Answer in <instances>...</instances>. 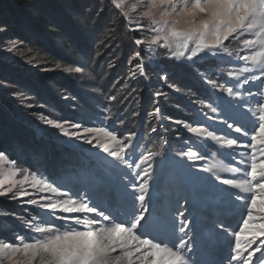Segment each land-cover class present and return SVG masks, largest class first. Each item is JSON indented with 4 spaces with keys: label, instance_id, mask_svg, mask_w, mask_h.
<instances>
[{
    "label": "snow or ice",
    "instance_id": "snow-or-ice-1",
    "mask_svg": "<svg viewBox=\"0 0 264 264\" xmlns=\"http://www.w3.org/2000/svg\"><path fill=\"white\" fill-rule=\"evenodd\" d=\"M115 7L122 9L123 0ZM144 7L146 11L142 17L149 19L150 27L154 28L161 22L170 26L162 46L169 47L171 37L176 44V50L172 52L174 58L192 60L201 54L220 55L221 48L228 53L225 42L230 38L241 42V37H250L242 39V45L251 54L240 59L251 62L252 67L228 72L233 86L221 88V92H226L227 96H218L219 102L215 106L211 103L207 105L212 113L217 114L213 119H219L229 133L217 135L203 126L187 127L188 132L219 145L214 155L223 157L219 161L220 167H209L204 171L215 175L222 185L239 190L240 194L216 186H205L202 177L191 165L185 167L184 163L193 157L205 160L213 154H197L189 148L188 151L172 154L174 161L176 157L182 159L176 161L175 170L171 173L167 203L160 199L159 194L154 200L149 195V177L152 173L146 171L144 165L153 168L156 157H167L169 153L148 151L139 155L137 162L128 158V153L135 154L139 147L133 141L137 135L135 132L120 139L115 131L106 128L83 127L80 131L81 125L72 124L71 127L78 130L67 132L62 124L56 123L54 126L67 135L83 139L89 145L95 143L113 159L103 158L95 162L96 171L89 174L90 187L86 186L83 192L77 190L71 193L77 199L52 202L50 195H42L39 200L30 199L29 203L49 210L50 219L40 217L39 220L29 218L25 221L29 230L38 236L14 237L18 243L0 242V264L4 259L11 261V264H197L191 255L196 240L192 225L202 218L207 222L208 231L203 238L206 245L211 244L217 234H227L233 238L234 247L228 264H264V0H168L167 7H163V0H148ZM133 11L139 12L140 8L134 7ZM121 15L128 18V13L124 11H121ZM157 15L160 16L159 20ZM197 15L205 18L197 21ZM181 17L188 18L183 21L186 24L184 28L177 27ZM134 30L144 31V28L138 23ZM144 42L136 41L137 44ZM190 42L194 47H189ZM186 52L189 55L186 56ZM140 57L141 52L134 54V60ZM137 70L141 75L145 74L142 64L137 65ZM76 71L80 72L81 69L77 68ZM257 72L259 75L254 74ZM207 82L214 90L217 88L216 81ZM250 84L259 87L253 92L251 87H245ZM110 99L115 100V97ZM159 113L160 109L156 108L152 115ZM46 122L53 123L51 120ZM152 132H156V129L153 128ZM233 133V138H227ZM242 137L246 142L241 140ZM165 143L167 141L162 140L161 146ZM240 149L244 151L241 153ZM221 150H228L227 155ZM236 156L240 157L238 163L243 167L235 166ZM5 159L6 154L0 151V161ZM8 163L15 165L16 162L8 160ZM121 166L129 170L138 169L134 176L136 179L143 177L142 182L139 185L133 183L127 174L121 176V182H117L114 174ZM217 172L233 173L243 178L221 179ZM152 178L155 179L154 176ZM27 181L28 176L25 175L18 183L22 185ZM54 184L55 181L45 183L42 179H36L33 187L43 185L48 192L55 194L62 186ZM15 187L16 184L12 183L0 195L12 193ZM129 187L131 193L128 192ZM19 194L27 195L26 192ZM62 195L68 196V193ZM224 204L236 211L235 227L228 217L217 214ZM57 210L77 215L56 217L54 213ZM83 214H90V218L82 219ZM57 219L74 223L67 226L57 224ZM117 220L119 222H115ZM189 232L194 234L189 237Z\"/></svg>",
    "mask_w": 264,
    "mask_h": 264
},
{
    "label": "rangeland",
    "instance_id": "rangeland-1",
    "mask_svg": "<svg viewBox=\"0 0 264 264\" xmlns=\"http://www.w3.org/2000/svg\"><path fill=\"white\" fill-rule=\"evenodd\" d=\"M98 1L99 0H92L89 2L87 1L88 8L89 6L94 7L95 2L97 4H100V9H107V6H110L111 4L112 6H115L116 3L120 2V0H101L100 3H98ZM147 3L148 0H123V8L121 9L122 11L128 13L127 21L129 23V26L132 27V30L138 27V23L144 28V31H136L137 33H141L144 35L143 41H145L141 49L143 51H141L140 58H136L134 60V54L136 52H131L129 55V53L125 54V50L114 52L113 49V55L115 56L114 62L116 61V63L111 64V66L113 67H110L111 71L107 73L108 70L106 69L109 68V66H107L106 62L105 64L101 63L103 59H100L98 62H95V64H93L95 52L92 54H88L91 45L85 46L82 51H79V56H77L78 59L76 61L71 60V58L62 56V58L66 59V62H68L69 64L71 62V64L73 65V67L70 68L71 70H68V72L71 73L69 75H72V78L75 79L76 82L90 84L92 81H95V85L92 90H94V92L96 91L97 95H91L90 97L87 96L84 91L77 95L76 88L69 90V96H66L68 95V93L63 83H60V81H56V78H51L52 76H43L44 74H50L48 72L52 71L49 68H45L47 67L46 62H48L46 56H42L41 53L34 50L32 47H29L27 42H25L24 40L14 38L15 36L12 35L14 33L12 31L8 33V31L10 30L6 28V26L4 27V24L0 25V58L2 57L1 59H4L5 62L7 61V63H10L9 68H12L13 70V72H10V69H8L9 71H4L6 75H11L10 79L6 78L4 80L5 82L0 80V84H3V87H0V106L2 104H8L4 106V109H1V117L3 118L2 121L4 122V124L7 125L8 131H10V137L7 136V132H0V151L4 152L7 157V159L0 161V192H4L6 188L11 187L12 183L16 184V187L12 193H9L8 195H0V242L18 243L19 241L14 240V237L38 236V234H35L29 230L25 221H27L29 218L39 220L40 217L48 220L50 219L48 215L49 210L42 208L39 204L34 205L29 203L28 201L30 199L39 200L42 195H50L52 202H56L60 199H77L76 197H72L71 193L77 190L83 192L86 186L90 187L89 174L96 171L95 162L103 158H107L108 160L113 159L106 153H103L102 149L97 147L95 143L89 145L85 143L83 139H76L72 136L67 135L61 128H56L54 126L56 123L62 124L63 128L67 129V132L78 130L71 127L72 124L81 125V129H79L80 131L83 130V127L106 128L110 131H115L118 138L120 139L126 138L130 131L133 132L132 128L134 125L132 121H129L128 117H123L125 113L122 111V117L118 119V122L122 123H118L117 127H114L112 124L108 123V119L113 118L116 112L115 111L112 113L109 112V110H111L112 107L118 108L120 106L119 104H121V101L112 103V99H110L111 96L106 95L105 91H107V93H112L114 91L118 99H120L119 94H122L124 92L126 95L132 93V95L130 96L133 99L128 102L135 104L137 111L143 110L139 108L145 105V113L150 114V120H152L150 122L152 129L155 128L156 130H158L159 135H163L164 132L168 133L170 132V130H173L172 135L174 136V139L171 140L174 142V144L171 146V144L169 143L168 147L170 148V150L171 148H173L171 150L173 152H171L170 157L171 162H173L175 166L176 161H180L182 159L180 157H176L175 161L172 159V154L176 152L188 151L189 148H191V150L197 154H203L205 152L212 153L213 155H208L205 160H200L195 157L189 158L185 161L184 166L187 167L188 165H191L192 169L197 173V175L202 177L205 186H216L219 188L227 189L229 191H233L235 194H240L239 190L231 189L230 186L222 185L220 180H217L215 178V175L204 171V169H208L209 167H220L219 161L223 157L214 155L217 152L219 145H216L214 141L205 140V138L187 131L188 126L196 127L199 125L207 128L209 131H215L217 135H224L225 133H229V129H227L219 121V119H213V116H216L217 114L212 113L211 110L207 107V105L210 103L215 106L213 100L198 99V97L193 96L190 92H186L187 90H184L183 93L178 91L181 90L179 89L181 85H179L180 83H178V81L186 82V80L189 78L187 74H175L178 75V77L175 79V75L171 74L173 79L171 81H174V85L171 84L172 87H170V84L166 83V79L163 78V76L155 75L156 73L153 72V67H148L147 69L143 67V71L145 72L144 75H141L140 71L137 70L138 64H142L143 66H152V64L159 59L155 55L156 52H162L164 54H167L168 57L174 58L172 52L176 50V44L172 42L171 37L169 38L170 46H162L164 44V37L167 35L170 26H166L161 22L153 28L149 26V19L147 17H142V13L146 11V8L144 6ZM167 6L168 0H163V7ZM134 7L140 8V11H133ZM98 11L99 13H97V18H104L102 14V16H99L101 12L99 9ZM3 15L4 14L2 13V16ZM113 15L117 16L115 14ZM156 18L159 20L160 16L157 15ZM203 18L205 17H203L202 15H197L196 20L200 21ZM107 19L108 23L112 18L107 17ZM180 19L181 23L177 25V27H186V24L183 21L187 20L188 18L181 17ZM85 37L86 35H83L81 37L78 36L75 38H79L77 40V43H81L84 46L86 42H89ZM157 38H159L158 42L152 43V41H156ZM244 38L250 37H241V42H237L235 40H232L231 38L230 41H226L225 47L228 48V53H224L223 49L221 48L219 50L220 55L201 54L198 57L193 58L192 60H188L185 57L174 58L173 60L177 61L178 64L183 66L181 69L184 70V73H192L193 67L197 68L195 73L198 74L201 79L205 81H216V92L220 95L227 96L226 92H221V88L233 86V79L228 77L227 73L230 71L239 72L240 69L244 67H252L251 62H245L240 59L241 56H248L251 54L250 51L245 49L242 45V39ZM118 39L119 38H117V40ZM70 42L74 45L76 44V40L73 37L70 39ZM99 43L101 46L103 45L102 41H95L91 43L94 46V50L96 48V44L100 48ZM189 47H194V44L190 42ZM78 48H80L79 45ZM86 55H89L90 63L88 65L81 64V66H85L84 68L79 66V63L83 61V59H87L85 57ZM187 55H189V53L186 52V56ZM200 62L207 63H203L204 65L201 66L200 64L202 63ZM119 64L122 65L118 68ZM197 64L199 65V67H196ZM215 67H217L218 71H220L219 73H222L224 76L220 75V77H218L217 73H215ZM77 68H80L81 71L77 72ZM0 70L5 69L0 68ZM112 73L113 76L109 77ZM116 73L118 74L115 75ZM254 74L259 75L258 72ZM28 75L31 77L32 81H34L33 84L37 83L40 80L41 82H43L47 78H50V81H48L49 85H51L52 82H55V86L58 89L56 91L58 93L56 99L57 103H61L62 107L64 108L61 115H56L54 112H52L50 116H47L46 113L43 112V97L41 95H38L35 91H29L31 86V79L29 80L27 78ZM181 75H186L187 78H184L183 76L179 77ZM245 75H247V73H245ZM120 77L123 78L121 81ZM171 81L169 80V82ZM12 84H16V89H10V85ZM131 84L132 86H130ZM161 84L165 85V87L163 86L162 88ZM175 85H177V87ZM6 86L10 87L5 88ZM42 86L39 87V90H43ZM134 87L139 88L137 89L140 92L139 96H133L132 90L134 89ZM245 87H251L253 92H255L259 85L250 84ZM157 93H160L161 95H157ZM95 99H98L100 101H95ZM103 101L105 105L100 110V115H98L97 117H93L91 115L92 112L90 108L96 107V104L100 102L103 103ZM186 101L192 102L193 105L196 106V110H193V107H190L186 103ZM167 107L174 108L175 112H167ZM185 107L191 109L187 110ZM156 108L160 109V113L158 115H152L154 109ZM140 111L138 113H141ZM196 111H200L201 113H203L206 119L198 118L195 113ZM179 114H188L189 116L182 117ZM48 120H51L53 123L48 124L46 122ZM171 122H174L173 126H169ZM229 122L231 123V121ZM123 125L125 126L124 129L126 130L121 129ZM166 126H169L170 130L167 131ZM234 135V133L230 134L227 138H233ZM165 136H168V134ZM12 137L16 139H13ZM101 139H103L102 134ZM241 140L244 141V138L242 137ZM133 141L139 147L137 148L135 154L129 152L128 158L130 160L135 159L137 160V162H139V155L150 151L149 149L152 147L144 145L143 148H141L142 142L141 145L140 143L138 144L135 137H133ZM221 151L224 153V155H227L228 150ZM239 151L242 153L244 150L240 149ZM39 152L40 155L37 154ZM37 156H41L40 158H38L40 159V161L37 160ZM73 157H76L80 162L84 164V166L81 167L80 164L75 166ZM235 159L237 161V165L235 166L243 167L238 163L240 157L236 156ZM8 160H14L16 162L15 165L9 164ZM58 161H60V163ZM250 162L251 161L249 158V168ZM54 163H57L56 165L58 166H55ZM61 163H64V165H62ZM63 166H67L68 170H71L72 172H69ZM168 166L170 167V165ZM169 167H167V165L162 166L161 169H159V172L156 173L155 171H153V168H148L147 165H144V169L152 173V176L155 177L154 180L152 176L149 177V195H151L155 200V198L159 194L160 199L165 204L167 203L168 197L167 185L170 181L172 173L171 171H167ZM17 169H19L18 172L16 171ZM136 171L139 170H129L121 166L120 168L116 169L114 179L117 182H121V176L127 174L129 179L133 183L139 185V183L142 182L143 177H141L140 179H136L134 176ZM25 175L28 176V181L21 185L18 182L20 180H23ZM216 175H219L221 179L243 178L242 176H236V174L233 173L217 172ZM36 179H42L45 181V183H52L53 181H55V184L53 186L61 185L62 187L58 188L57 193L52 194L48 192V190L45 189L43 185L33 187V183ZM20 192H26L27 195H20ZM128 192H132V189L130 187L128 189ZM136 192L137 194L139 193L138 188L136 189ZM63 193H68V196L62 195ZM181 203H183V201H181ZM136 205L137 207H139L138 201L136 202ZM217 214L228 217L230 220H232V226L235 227L234 217L236 215V211L234 209H231L229 205H222ZM54 215L56 217H64L77 214L63 213L57 210ZM81 218L89 219L90 214H83L81 215ZM148 219H151V217H148ZM115 222H119V220ZM56 223L65 224L67 226L68 224L74 222L70 220L65 221L62 219H57ZM240 223H242V221H240ZM192 227L194 229V233L196 234V240L193 243L199 241L198 244H201V250H203L206 244L204 240L201 239H203L207 235V222L202 218L195 225H192ZM80 230L85 229L81 228ZM196 230L197 232H195ZM194 233L190 232L189 235L192 236ZM217 236H219L220 240H217ZM185 239H188V237H185ZM213 240H216V242L207 244L210 245L207 251L211 254H219L217 255V257L221 260L217 261V263L214 264H228V257L230 255V252L227 253V256L223 257L220 254L221 250L219 248L223 246L219 245L220 243L225 244L224 247L229 248V251H231V249L234 247L233 238L227 234H217L215 235ZM215 250L217 252H215ZM223 250L221 251V253L223 252ZM3 264H11V261L4 259ZM203 264L212 263L211 261H207V263L205 262Z\"/></svg>",
    "mask_w": 264,
    "mask_h": 264
},
{
    "label": "trees",
    "instance_id": "trees-1",
    "mask_svg": "<svg viewBox=\"0 0 264 264\" xmlns=\"http://www.w3.org/2000/svg\"><path fill=\"white\" fill-rule=\"evenodd\" d=\"M87 1L92 0H0V25L4 24V27L8 28L10 31L13 32V36L16 39H21L27 42L29 47H32L34 50L38 51L42 54V56H46V59H48L46 62L47 67L52 71L48 72L50 74H44L43 76H52L51 78H56V81H60V83H63V85L67 89V93L69 90L76 88V93L79 95L82 91L86 93L87 96H95L97 95V92L93 89L95 81H92L90 84H83L76 82L75 79L72 78V75L68 70H71L70 68L73 67V65L66 62L62 56H65L67 58H71V60L76 61L79 56V51H82L85 46L91 45L90 50L88 51V54H92L95 52V56L93 58V64L95 62H98L100 59H103L101 63L105 62L107 63L108 70L107 73L111 71L110 67L111 64L116 63L114 62V55H113V49L114 52L125 50L126 53H134V52H141L143 50L142 46L143 44H137V40H143L144 35L141 33H137L136 31L132 30V27L129 26V23L127 21V18L122 17L121 15V9H117L115 6H107V9L103 8L100 9V4L94 3V7L88 8ZM101 0L98 1L100 3ZM108 2V1H107ZM98 5V6H97ZM66 7V8H65ZM114 7V8H112ZM97 8V10H96ZM67 9V10H65ZM88 9V11H87ZM100 10V15L102 17H98V14ZM97 11V12H96ZM2 13L4 14L2 16ZM94 13V14H93ZM102 14V15H101ZM113 14L117 15L114 16ZM93 16V17H92ZM107 17H111L112 19L107 23ZM10 35V34H9ZM86 35L85 38L88 39V43L83 46L81 43H77V40L79 38H75L78 36ZM74 38L76 40V44H72L70 42L71 38ZM148 37V36H146ZM117 38H119L117 40ZM91 41V42H90ZM95 41H102L103 45L100 48L96 44V48L94 50L92 42ZM78 45L80 48H78ZM94 50V51H93ZM101 52V53H98ZM156 57L159 58L155 63L152 64V66L146 65L143 66L145 69L148 67H153V72L156 73L155 75L163 76V78H166L167 84L174 85V81L172 82V75L171 74H187L189 78L186 80V82L178 81L180 83L179 85L181 90V93L184 92V90H187L186 92H190L193 96L198 97V99H211L213 102L218 103V96H221L219 93L216 92V89L214 90L212 85H210L207 81L201 79V77L195 73L197 68L193 67L192 73H184L181 68L180 64H178L177 61L173 60L174 58L168 57L167 54H164L162 52H156ZM70 56V57H69ZM84 57V55H83ZM87 59H83L79 63V66L81 64L88 65L90 63L89 55L85 56ZM127 57V56H126ZM2 58V57H1ZM0 58V65L1 69L4 68L5 70H0V80L5 82L4 80L6 78L10 79L11 75H6L4 71L13 72L12 68H9V64L7 61L5 62L4 59ZM70 61V60H69ZM202 63V64H200ZM201 66L204 65L203 63L207 62H200ZM196 65V67H199V65ZM122 64H119L118 68ZM84 67L85 66H81ZM215 73H217L218 77L224 76L222 73H219L218 68L215 67ZM116 73L115 75H117ZM59 76V78H58ZM113 73L110 74L109 77H112ZM187 78L186 75H181L179 77ZM178 75L174 76V79L177 78ZM27 78L30 80L31 77L28 75ZM123 78L120 77V81ZM169 80L171 82H169ZM177 80V79H176ZM0 81V82H1ZM48 81H50V78H47L43 82L38 81L37 83H34L32 79L30 80V92H36L38 95H41L43 97L42 107L43 112L46 113L47 116H50L52 112H54L56 115H61L62 110L64 108L62 107L61 103H57V96L58 93L56 92L58 89L55 86V82H52L51 85L48 84ZM225 81V80H224ZM223 81V82H224ZM222 82V83H223ZM226 82V81H225ZM78 83V85H77ZM43 84V86H42ZM77 86H76V85ZM178 85V86H179ZM10 89H16V84L10 85ZM10 86H6L5 88H8ZM42 86L43 90H39V87ZM92 86V87H91ZM132 86V84L130 85ZM165 85L161 84V87L163 88ZM177 87V85H175ZM0 87H3V84H0ZM139 88H135L132 90L133 96H139L140 92L137 90ZM161 90V89H160ZM106 95H109L111 97H115V100H111L112 103H116L121 101V104L118 108L112 107L109 112H115L113 118L108 119V123L112 124L114 127L118 126V122L121 115V111L125 114L123 117H128L129 121H132L133 123V132H135L137 135L135 136V139L137 140V143L142 146H150L149 150L151 152L156 153H169L167 157H164L163 155L158 156L155 158L153 162V169L156 173L159 172V169H161L162 166L170 167L167 171H174L175 170V164L171 162V151L173 148L168 147L169 143L171 146L174 144V142L171 139H174V136L172 135L173 130H170L169 126H173L174 122H171L169 126H166V130H170V132H164L163 135L158 134V130L156 132H152L151 128V121L150 120V114H146V108L145 105L140 107L139 110L141 113H138L139 111L136 110V105L133 103H129L128 101L132 100L133 98L130 96L131 94H119L118 99L117 95H115V92L107 93L105 91ZM69 96V93L68 95ZM79 97V96H78ZM172 97V96H169ZM95 101H100L98 99H95ZM105 101V100H104ZM104 101L103 103L100 102L96 104V107L90 108L91 109V115L93 117H97L100 115V110L104 107ZM186 103L193 107V110L196 108L195 105H193L192 102L186 101ZM8 105V104H5ZM4 104L0 106V132L6 133L7 136L10 137V134L7 129V125L4 124L2 121V111L1 109H4ZM138 106V105H137ZM124 107V108H123ZM187 110H190L191 108L185 107ZM6 110V109H5ZM60 112H58V111ZM196 110V109H195ZM174 113L175 109L167 107V112ZM197 117L200 119H206L205 115L201 113L200 111L195 112ZM182 117H188V114H179ZM89 117V116H88ZM206 121V120H204ZM131 123V122H130ZM124 125L121 127V129H124ZM126 130V129H124ZM132 132V131H130ZM168 136H165L167 135ZM13 138V137H12ZM16 139V138H13ZM166 140L167 143L161 146V141ZM17 141V140H15ZM19 141V140H18ZM41 141V140H40ZM28 147V144H27ZM43 148V147H42ZM169 150V151H168ZM40 155V152L37 153ZM41 156H37V160L40 161ZM75 166L79 165L82 167L84 164L80 162L76 157H73ZM61 161V160H60ZM60 161H58L60 163ZM57 162V161H56ZM57 163H54L55 166ZM64 165V163H61ZM82 164V165H81ZM51 167V164H50ZM67 170V166H63ZM82 169V168H79ZM69 172H72L71 170H68Z\"/></svg>",
    "mask_w": 264,
    "mask_h": 264
},
{
    "label": "bare ground",
    "instance_id": "bare-ground-1",
    "mask_svg": "<svg viewBox=\"0 0 264 264\" xmlns=\"http://www.w3.org/2000/svg\"><path fill=\"white\" fill-rule=\"evenodd\" d=\"M195 232H197V230L195 231ZM190 233V232H189ZM196 235V234H195ZM190 236V235H189ZM217 240H220V238H219V236H217ZM201 240H204V239H201ZM198 242L199 241H196L195 243H193V247L195 248V250L191 253V255L193 256V258L197 261V264H203V263H207V261H211V263L212 264H214V263H217V261H219L220 259L217 257V255H219V254H211V253H209L207 250L209 249V247H210V245H206L205 246V248L203 249V250H201V244L199 245L198 244ZM212 242H216V240H213ZM197 243V244H196ZM224 245L225 244H221L220 243V245L219 246H223V247H219L220 248V250L222 251L224 248V250H223V252L221 253V251H220V254L223 256V257H225V256H227L228 254V252H231V251H229V248H227V247H224ZM227 249V250H226ZM201 252V253H200ZM215 252H217L216 250H215ZM209 253V254H208ZM221 261V260H220Z\"/></svg>",
    "mask_w": 264,
    "mask_h": 264
}]
</instances>
